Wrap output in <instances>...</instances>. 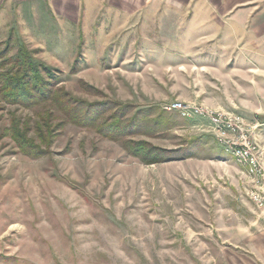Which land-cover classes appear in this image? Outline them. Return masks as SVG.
Segmentation results:
<instances>
[{"label":"rangeland","instance_id":"374dc122","mask_svg":"<svg viewBox=\"0 0 264 264\" xmlns=\"http://www.w3.org/2000/svg\"><path fill=\"white\" fill-rule=\"evenodd\" d=\"M11 1L0 0L9 57L25 47L73 102L107 104L101 123L151 109L171 126L115 141L65 122L54 104L1 100L0 264H264L246 170L206 119L167 110L241 115L264 150V0H164L135 15L105 0H79L70 14ZM17 128L44 154L25 153ZM131 142L168 158L146 164Z\"/></svg>","mask_w":264,"mask_h":264},{"label":"trees","instance_id":"16d2710c","mask_svg":"<svg viewBox=\"0 0 264 264\" xmlns=\"http://www.w3.org/2000/svg\"><path fill=\"white\" fill-rule=\"evenodd\" d=\"M12 42L0 48V101L9 104L32 107L42 104H54L65 116V122L81 126L96 128L103 136H108L117 141L122 136L155 135L162 129L171 125L166 123L165 115H155L151 109H145L125 122L123 114L114 113L111 124L101 123L107 104L88 105L83 101H72L61 90L55 89L58 77L44 66L37 65L31 53L25 47H18L14 57H9L14 50ZM154 116V117H152ZM57 127V125H56ZM40 139L47 146L50 144V135L54 129L51 126L50 116H45L42 123L37 124ZM161 132V131H160ZM23 151L27 154L36 152L39 156L43 151L25 137L26 132L19 128L15 131ZM124 136V137H125ZM127 150L133 156L140 158L146 164H156L168 158L167 155L155 153L153 147L147 143H127ZM189 154V153H186Z\"/></svg>","mask_w":264,"mask_h":264},{"label":"built area","instance_id":"2783aa9c","mask_svg":"<svg viewBox=\"0 0 264 264\" xmlns=\"http://www.w3.org/2000/svg\"><path fill=\"white\" fill-rule=\"evenodd\" d=\"M167 110L186 119L198 117L210 123L219 145L236 165L246 170L249 183L246 196L264 221V151L255 142L256 127L241 115L221 113L201 105L176 102Z\"/></svg>","mask_w":264,"mask_h":264},{"label":"crops","instance_id":"0c3cea01","mask_svg":"<svg viewBox=\"0 0 264 264\" xmlns=\"http://www.w3.org/2000/svg\"><path fill=\"white\" fill-rule=\"evenodd\" d=\"M33 1H37L36 2L37 5H39L41 1L45 2V4L47 3L46 5H48L51 8L50 10L57 14H70L74 12L79 13V9L74 10L75 7L77 6L79 7L80 5L79 0H19V2H21V6L22 4H28L29 2H33ZM83 1L85 2L88 0H83ZM105 1H107L108 6L113 8L117 13L135 15L138 14V12L142 11L143 9H146L147 7L153 8L156 5L161 4L164 0H105ZM92 2L94 3V5L97 6V3L101 4L102 2H104V0H92ZM237 6L238 4L236 5L234 4L233 9L235 7L237 8ZM257 238L259 239L258 240L259 253L263 254L264 257V233L263 235H257ZM261 262L264 263L263 260Z\"/></svg>","mask_w":264,"mask_h":264}]
</instances>
